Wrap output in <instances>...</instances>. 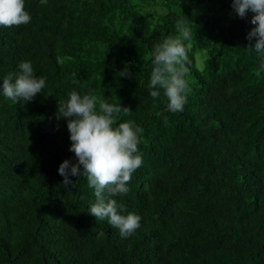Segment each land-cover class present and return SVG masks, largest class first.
<instances>
[{
  "label": "trees",
  "instance_id": "1",
  "mask_svg": "<svg viewBox=\"0 0 264 264\" xmlns=\"http://www.w3.org/2000/svg\"><path fill=\"white\" fill-rule=\"evenodd\" d=\"M232 2L25 0L31 23L0 28V78L30 60L46 79L32 101L0 96V264H264V66L246 49L254 13ZM180 18L191 92L173 113L148 83L153 46ZM73 90L143 128V165L117 197L142 218L128 238L88 213L86 177L69 189L58 174L75 162L58 118Z\"/></svg>",
  "mask_w": 264,
  "mask_h": 264
},
{
  "label": "clouds",
  "instance_id": "2",
  "mask_svg": "<svg viewBox=\"0 0 264 264\" xmlns=\"http://www.w3.org/2000/svg\"><path fill=\"white\" fill-rule=\"evenodd\" d=\"M40 3L46 5L48 0H40ZM232 8L241 19L249 12L254 13L251 23L255 27L247 39H257L246 49L264 66V0H233ZM31 20L25 0H0V28L28 25ZM175 27V36H168L153 46L154 67L148 83L153 100L166 97V108L173 113L184 111L191 92L187 77L192 30L183 18L177 20ZM121 75H129V72L126 70ZM0 80L3 81L0 96L17 103L32 101L46 88L45 77L36 75L30 60L21 61L16 72H10ZM130 111L120 103L99 99L92 92L82 95L76 90L71 91L58 108V118L67 121L71 141L69 151L75 154V162L66 159L59 165L62 184L70 189L76 186L71 177H86L95 195V203L89 206L88 213L117 229L121 238L132 236L141 227L142 219L129 212L117 199L129 193L132 176L143 165L139 149L143 128L132 120L118 122L122 114L127 115Z\"/></svg>",
  "mask_w": 264,
  "mask_h": 264
},
{
  "label": "rangeland",
  "instance_id": "3",
  "mask_svg": "<svg viewBox=\"0 0 264 264\" xmlns=\"http://www.w3.org/2000/svg\"><path fill=\"white\" fill-rule=\"evenodd\" d=\"M203 51L201 50L199 53H197V57H198V65L200 66V67H203V54L204 53H202Z\"/></svg>",
  "mask_w": 264,
  "mask_h": 264
}]
</instances>
